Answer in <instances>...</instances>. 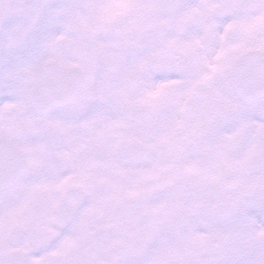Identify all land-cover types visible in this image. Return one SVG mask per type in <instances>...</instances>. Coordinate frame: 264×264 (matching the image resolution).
I'll use <instances>...</instances> for the list:
<instances>
[{
    "label": "snow or ice",
    "instance_id": "obj_1",
    "mask_svg": "<svg viewBox=\"0 0 264 264\" xmlns=\"http://www.w3.org/2000/svg\"><path fill=\"white\" fill-rule=\"evenodd\" d=\"M0 264H264V0H0Z\"/></svg>",
    "mask_w": 264,
    "mask_h": 264
}]
</instances>
